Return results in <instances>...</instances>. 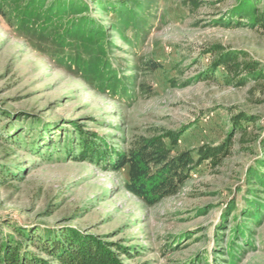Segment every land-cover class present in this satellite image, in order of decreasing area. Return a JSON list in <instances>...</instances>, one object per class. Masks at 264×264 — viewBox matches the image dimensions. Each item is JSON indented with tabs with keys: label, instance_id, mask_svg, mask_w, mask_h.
Listing matches in <instances>:
<instances>
[{
	"label": "rangeland",
	"instance_id": "rangeland-1",
	"mask_svg": "<svg viewBox=\"0 0 264 264\" xmlns=\"http://www.w3.org/2000/svg\"><path fill=\"white\" fill-rule=\"evenodd\" d=\"M137 1L153 6L149 40L133 47L117 33L110 35L116 44L114 65L136 83L127 95L94 91L57 68L17 38L0 16V165L13 176L0 185V218L46 226L56 234L72 227L99 236L125 248V264H227L232 228L250 197L247 170L264 157L257 146L264 134V80L226 85L222 71L218 81L194 79L211 63L212 45L245 51L264 64V29L210 25L235 0H201L197 11L186 0ZM93 14L110 20L101 10ZM141 59L157 60L161 68L133 67ZM143 84L151 90H139ZM239 113L260 120L246 125L245 133L235 131L231 154L219 165L202 164L176 195L154 206L126 190V169H105L64 153L51 160L38 155L45 152L38 139L45 125L50 132L42 136L54 144L62 128L73 130L77 123L123 149L135 137L184 129L178 148L196 150L225 140L231 118ZM233 200L237 210L232 213ZM247 227L250 245L236 264H264V215ZM238 243L243 246L242 239Z\"/></svg>",
	"mask_w": 264,
	"mask_h": 264
},
{
	"label": "trees",
	"instance_id": "trees-1",
	"mask_svg": "<svg viewBox=\"0 0 264 264\" xmlns=\"http://www.w3.org/2000/svg\"><path fill=\"white\" fill-rule=\"evenodd\" d=\"M235 1L225 16L212 20L210 25L264 29V0ZM185 3L191 11H197L204 2ZM99 10L110 16L108 22L93 14ZM153 15L152 5L145 7L137 0H0V16L17 38L48 56L57 68L84 80L94 91L112 95H127L136 83L134 76L121 75L114 65L116 44L110 35L117 33L130 46L141 47L151 35ZM207 53L213 56L211 63L194 79L197 82L218 81L219 71L226 85L243 87L264 80V64L245 51L212 45ZM133 67L155 72L161 64L154 59H141ZM138 89L149 92L151 87L143 84ZM259 120L258 116L239 113L231 118V131L225 140L196 150L178 148L184 129L157 130L148 137H135L124 142L127 148L123 149L77 123H73V130L59 127L63 136L54 144L42 136L50 132L45 125L38 137L45 152L38 155L51 160L64 153L105 169H126V190L146 205L154 206L176 195L202 164L219 165L231 154L235 131L245 133L246 125H255ZM257 146L264 152V134L257 139ZM0 176V185H6L13 177L4 165H0ZM246 182L250 197L241 210V221L232 228L227 264H236L250 245L247 222L259 223L264 215V157L248 168ZM228 205L232 213L237 210L234 200ZM240 239L243 246L238 243ZM126 253L123 246L76 228L67 227L56 234L46 226L27 227L12 217L0 218V264H125L121 256Z\"/></svg>",
	"mask_w": 264,
	"mask_h": 264
}]
</instances>
